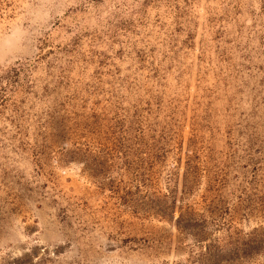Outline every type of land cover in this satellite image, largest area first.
<instances>
[{
  "label": "rangeland",
  "instance_id": "obj_1",
  "mask_svg": "<svg viewBox=\"0 0 264 264\" xmlns=\"http://www.w3.org/2000/svg\"><path fill=\"white\" fill-rule=\"evenodd\" d=\"M261 6L0 0V264H264Z\"/></svg>",
  "mask_w": 264,
  "mask_h": 264
},
{
  "label": "crops",
  "instance_id": "obj_2",
  "mask_svg": "<svg viewBox=\"0 0 264 264\" xmlns=\"http://www.w3.org/2000/svg\"><path fill=\"white\" fill-rule=\"evenodd\" d=\"M250 14V9H248ZM254 13L257 16V22L254 24L252 30L247 29V39L252 36V41H247L244 45V51L247 61L251 58L253 63L261 64V69L264 77V0H262V6L259 8H251V14ZM261 19V22H259ZM243 46L239 45L238 48L241 49ZM240 58H243L240 56Z\"/></svg>",
  "mask_w": 264,
  "mask_h": 264
}]
</instances>
